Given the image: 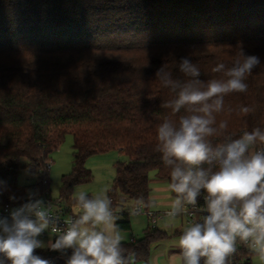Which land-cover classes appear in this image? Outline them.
<instances>
[{
	"label": "trees",
	"instance_id": "16d2710c",
	"mask_svg": "<svg viewBox=\"0 0 264 264\" xmlns=\"http://www.w3.org/2000/svg\"><path fill=\"white\" fill-rule=\"evenodd\" d=\"M241 48L261 64L247 76V92L226 96L216 116L234 138L264 129V0H0V179L18 197L29 187L19 184L22 169L50 185L53 154L72 134V170L62 176L59 195L70 206L75 188L94 179L88 159L119 150L128 160L118 162L108 196L122 217L118 229L130 231L138 199L151 200V171L170 183L157 127L178 117L161 107L173 94L157 69L164 65L186 80L178 64L188 55L202 80L224 78L212 68L231 67ZM242 106L254 110L245 115ZM8 197L0 201L14 203ZM169 237L149 225L142 239L122 241L124 253L131 264L149 261L152 243ZM239 244L231 264H251L252 253ZM36 253L65 264L47 248Z\"/></svg>",
	"mask_w": 264,
	"mask_h": 264
},
{
	"label": "clouds",
	"instance_id": "9594fccd",
	"mask_svg": "<svg viewBox=\"0 0 264 264\" xmlns=\"http://www.w3.org/2000/svg\"><path fill=\"white\" fill-rule=\"evenodd\" d=\"M260 64L257 55L241 48L231 67L217 63L212 68L224 78L202 80L200 68L188 55L181 56L178 64L186 80L173 78L164 65L155 73L173 94L161 107L178 117H166L157 127V150L170 169L168 188L175 193L166 215L180 217L201 196L206 209L203 218L190 221L179 236L180 264H231L238 241L264 264V147L257 148L264 145V129L257 127L234 138L227 133V120L217 123L216 119L225 110L226 96L247 92L246 78ZM253 110L239 108L245 115ZM210 137L221 139L213 143ZM31 172L25 169L26 175ZM6 192L10 201L23 202L8 215H0V264H54L36 253L45 247L59 253L65 264H131L116 224L120 217L107 193H76V215L61 229L39 189L28 188L24 197H18L0 179V197ZM154 204L140 197L133 213ZM50 228L57 235L45 244L40 237Z\"/></svg>",
	"mask_w": 264,
	"mask_h": 264
},
{
	"label": "rangeland",
	"instance_id": "374dc122",
	"mask_svg": "<svg viewBox=\"0 0 264 264\" xmlns=\"http://www.w3.org/2000/svg\"><path fill=\"white\" fill-rule=\"evenodd\" d=\"M73 143L74 137L68 134L60 147L53 154V162L50 168V188L54 197H59L61 188V178L64 174L72 170L73 162ZM128 157L119 150H111L105 153L95 154L87 161V167L92 170L94 179L91 183L82 184L75 188V194L80 191L87 192L90 196H95L107 193L112 188L113 182L117 175V164L120 161H127ZM151 187L153 192L157 193L155 188H166L164 194L167 198L164 200L156 199L154 206L150 210L154 212H163L170 209V203L174 197L168 189V183L156 177V172L150 173ZM36 180V174H25V169H22L19 176V184L29 186ZM74 203L71 204L73 206ZM149 209V208H146ZM73 210L75 212L74 206ZM76 213V212H75ZM120 217L119 219H121ZM132 229L130 231H120L123 240L131 242L132 240H140L145 234V230L149 226L148 215L145 212L140 214L130 215ZM188 225L186 220L181 221L180 218H166L158 222V227L167 231L169 238L154 242L151 245L149 261H137L134 264H173L175 261L180 264V257L175 256L180 254V249L177 247V241L182 234L183 229ZM251 264H261L258 257L254 255Z\"/></svg>",
	"mask_w": 264,
	"mask_h": 264
},
{
	"label": "built area",
	"instance_id": "2783aa9c",
	"mask_svg": "<svg viewBox=\"0 0 264 264\" xmlns=\"http://www.w3.org/2000/svg\"><path fill=\"white\" fill-rule=\"evenodd\" d=\"M264 146H260L257 148H262ZM28 188H35V189H39V195L45 200V202H47V204L49 205V211L50 213L56 217L58 219V224L57 227L61 228V229H66V225L64 224V221L73 218L76 213L73 210V206H68L65 203H63V201L59 198V197H54L52 195V191L49 185V181L47 178H43L41 182H37L34 181L32 184L29 185ZM22 202H14V203H10V202H1L0 201V215H8V212L10 209L18 207L19 204ZM136 206H134L132 208V212L133 209H135ZM167 211H161V212H154L150 209H146L144 208L142 212L147 213L148 215V219H149V225L152 227H156L158 226V222L169 218L167 217L166 213ZM205 204L203 203H199L197 201V204L195 206H191L188 205L185 207L184 209V214L181 215L180 218L183 221L186 220L188 223L190 221L193 220H200L203 218L204 214H205ZM117 214V211H116ZM55 235H57V233L53 232L51 230V228L46 231L44 234H42V236L40 237V239L42 241H44L45 244H47V241L49 239L54 240L55 239ZM134 241V240H132ZM241 244H239V241L237 243V248L240 246ZM247 246V245H246ZM47 248V247H45ZM248 251L251 252V250L249 249V247L247 246ZM252 253V252H251ZM255 254L252 253L251 258L254 256ZM250 258V256H249Z\"/></svg>",
	"mask_w": 264,
	"mask_h": 264
},
{
	"label": "crops",
	"instance_id": "0c3cea01",
	"mask_svg": "<svg viewBox=\"0 0 264 264\" xmlns=\"http://www.w3.org/2000/svg\"><path fill=\"white\" fill-rule=\"evenodd\" d=\"M152 191H151V200H156V199H161V200H164L167 198V195L164 194L166 188H163V187H157L155 188L156 192L157 193H154L153 191V188L151 187ZM169 189V188H168ZM172 193V192H171ZM173 196V195H172ZM174 197V196H173ZM149 209H151V207H149ZM182 223H183V220L181 219ZM175 256H179V255H175ZM180 257V256H179ZM173 264H179V259H178V262L175 261Z\"/></svg>",
	"mask_w": 264,
	"mask_h": 264
}]
</instances>
